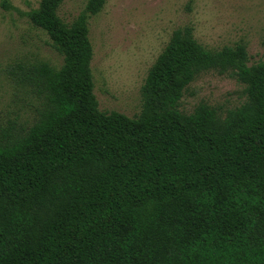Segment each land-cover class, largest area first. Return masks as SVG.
<instances>
[{
    "label": "trees",
    "instance_id": "trees-1",
    "mask_svg": "<svg viewBox=\"0 0 264 264\" xmlns=\"http://www.w3.org/2000/svg\"><path fill=\"white\" fill-rule=\"evenodd\" d=\"M63 2L29 15L63 64L19 66L40 110L23 134L0 137V264H264V62L179 29L148 73L140 116L104 113L89 16L106 0H88L70 25ZM209 71L245 85L247 101L225 117L203 103L182 113Z\"/></svg>",
    "mask_w": 264,
    "mask_h": 264
},
{
    "label": "rangeland",
    "instance_id": "rangeland-1",
    "mask_svg": "<svg viewBox=\"0 0 264 264\" xmlns=\"http://www.w3.org/2000/svg\"><path fill=\"white\" fill-rule=\"evenodd\" d=\"M88 0H64L60 18L68 25L86 11ZM42 0H0V137L23 134L37 120L40 99L21 80L19 66L47 62L60 68L63 58L48 35L29 18ZM190 27L205 48L246 46L250 64L264 62V0H106L89 16L94 95L104 113L134 119L143 109L141 90L151 67L173 33ZM247 101L245 85L230 74L209 71L184 93L180 111L200 104L228 111Z\"/></svg>",
    "mask_w": 264,
    "mask_h": 264
}]
</instances>
